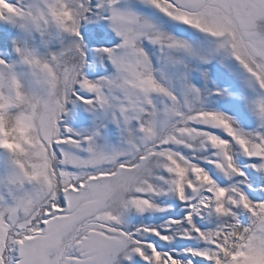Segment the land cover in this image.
Segmentation results:
<instances>
[{"label": "snow or ice", "instance_id": "snow-or-ice-1", "mask_svg": "<svg viewBox=\"0 0 264 264\" xmlns=\"http://www.w3.org/2000/svg\"><path fill=\"white\" fill-rule=\"evenodd\" d=\"M0 264H264V0H0Z\"/></svg>", "mask_w": 264, "mask_h": 264}, {"label": "rangeland", "instance_id": "rangeland-1", "mask_svg": "<svg viewBox=\"0 0 264 264\" xmlns=\"http://www.w3.org/2000/svg\"><path fill=\"white\" fill-rule=\"evenodd\" d=\"M242 179V178H241ZM159 202V201H158ZM166 207H169L171 208L172 212L175 211V205L174 204H171V202H169L168 205H165ZM171 213H157L155 214L151 220L147 221L148 223H151L153 226H159V225H162L164 223V220L163 219H160L161 217H165L167 215H170ZM148 215V214H146ZM158 221V223H157Z\"/></svg>", "mask_w": 264, "mask_h": 264}]
</instances>
